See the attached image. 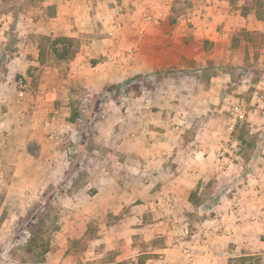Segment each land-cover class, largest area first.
I'll list each match as a JSON object with an SVG mask.
<instances>
[{"label":"rangeland","instance_id":"374dc122","mask_svg":"<svg viewBox=\"0 0 264 264\" xmlns=\"http://www.w3.org/2000/svg\"><path fill=\"white\" fill-rule=\"evenodd\" d=\"M149 1L156 4L147 6ZM201 1L208 0H0V120L3 118L9 123L4 139L13 150L12 163L8 160L0 167V254L5 256L1 264L91 262L54 257L59 251H65L62 255L66 257L71 252L85 250L84 239L75 245L69 243L65 249L58 235L67 220L60 201L79 189L88 193L85 176L76 174L65 187L64 196L54 202L45 201L42 195L49 185L59 180L68 166L69 156L76 153V128L81 122L80 119L74 124L69 122L71 109L84 110L89 96L107 84L138 74L161 72L159 82L147 86L148 80L142 79L137 84L138 91L100 106L89 121V133L85 134L88 140L81 147L80 171L86 173L90 164L88 158L96 146V123L124 105L156 114L163 123L151 124V127L159 132L184 130L181 134L184 141L198 143L196 139H203L215 143L219 130L225 132L232 126L228 140H220L221 144L233 145L232 152L218 145L215 155L222 152L219 157L236 162V156L245 161L242 169L236 168L238 172H234L235 167L231 169L233 175L258 174L253 160L264 157L260 150L264 144L260 137L263 129L260 127L258 132L249 134L247 115L253 109L264 111V32H247L244 28L234 32L229 40L234 64H223L213 49V42L195 33L193 24L177 30L179 21L190 17L194 6ZM226 1L231 11L242 10L245 1L250 4L259 1L264 7V0ZM163 10L168 15L159 25L143 22L144 14L163 13ZM60 36L75 41L76 53L70 60L57 61L49 52L45 37ZM169 45L175 52L186 46L184 54L179 53V65L163 66L171 61ZM138 64H151L152 69L137 71L134 67ZM234 105L244 110L243 120L235 121L230 115ZM33 112L45 116L49 125L52 117L59 115L53 123L55 128L43 132L44 140L57 151V162L52 168L38 160L40 146L34 140L28 141V135H22L20 128L26 121L22 124L21 118ZM258 128L254 126L255 130ZM215 183L214 179L207 183L203 197L198 198L193 192L191 201L205 206L214 204L215 194L220 191L218 186L214 190ZM229 185L228 181L221 189ZM191 215L192 222L205 217L203 213ZM31 234L48 240L50 249L45 256L37 251L28 252L26 241ZM239 258H231L230 264H264L261 255Z\"/></svg>","mask_w":264,"mask_h":264},{"label":"crops","instance_id":"0c3cea01","mask_svg":"<svg viewBox=\"0 0 264 264\" xmlns=\"http://www.w3.org/2000/svg\"><path fill=\"white\" fill-rule=\"evenodd\" d=\"M208 1L196 4L190 17L179 21L177 30L193 24L195 33L213 42L221 63L234 64L229 44L234 32L242 28L264 32V23L253 12L231 11L226 0ZM185 47H177L181 51L176 48L175 52L169 45L171 61L163 66L179 65V53L183 55ZM151 66L138 64L134 68L149 71ZM55 119L59 115H54L49 125L37 112L21 118L22 124L26 121L20 128L22 135L40 146L38 160L50 168L57 162V151L44 140L43 132L55 128ZM160 122L156 114L123 105L96 123V146L85 173V189L90 191L79 189L60 201L67 218L58 230L61 247L66 249L69 243L84 239L85 250L66 257L65 251H59L55 258L88 259L89 264H228L231 258L264 256V157L253 160L257 175L238 177L231 169L238 172L236 168L242 169L244 160L235 156L234 162L215 155L218 145L232 152L233 145L220 142L230 137L231 125L225 132L219 130L215 143L196 139L197 143L184 141V130L159 132L151 127ZM247 122L249 134L263 129L260 137L264 141V111H249ZM8 124L0 120V167L13 161V150L4 139ZM260 148L264 153V144ZM211 179L216 180L214 190L220 188L215 203L192 202L191 194L203 197ZM228 181L230 187L221 189ZM195 213L205 217L192 222ZM208 213L213 216L207 217ZM4 258L0 254V261Z\"/></svg>","mask_w":264,"mask_h":264},{"label":"trees","instance_id":"16d2710c","mask_svg":"<svg viewBox=\"0 0 264 264\" xmlns=\"http://www.w3.org/2000/svg\"><path fill=\"white\" fill-rule=\"evenodd\" d=\"M251 12H253L256 17L264 23V7L261 2L255 1L250 4L249 2L245 1L242 5V14L246 15ZM45 40L49 43L48 49L51 56L57 61L70 60L76 53L75 41L73 38L66 36L55 38L45 37ZM43 55L44 49L39 51V58L42 59ZM159 73L161 72H153L145 75L138 74L116 84H107L98 93L89 96L88 103L84 110L71 109L68 119L69 122L74 124L76 123L77 119H80L81 122V125L76 128V153L75 155L69 156L68 166L59 180L55 184L49 185L44 191L42 196L43 198H45V201L47 200L50 202H54L58 198H62L64 196L65 187L69 182L74 180L76 174L81 173L82 175L86 176L83 171H80L79 161L81 160L82 155L81 147L88 140V138L85 137V134L89 133V121L99 112L100 106L108 102L109 100H113L119 96L127 95L131 91H138L139 86H137V84H139V81L142 79L148 80L146 83L147 86L152 82H159ZM132 83L134 84L133 86L131 85ZM40 209L43 208L41 207ZM28 228L30 229V225L28 226ZM28 232H30V230H28ZM26 247L28 248V252L34 253L37 251L41 256H45L50 249L48 240H40L38 237L34 236V234H31L27 239ZM239 259H246V257H240ZM230 262L231 259L228 261V264H230Z\"/></svg>","mask_w":264,"mask_h":264},{"label":"built area","instance_id":"2783aa9c","mask_svg":"<svg viewBox=\"0 0 264 264\" xmlns=\"http://www.w3.org/2000/svg\"><path fill=\"white\" fill-rule=\"evenodd\" d=\"M164 14V15H163ZM166 16L165 11L163 13H146L143 15V22L145 24H153L159 25L161 21H163L164 17ZM244 110L239 105H234L231 107L230 115L235 121H241L245 117ZM219 156H222V152L219 153Z\"/></svg>","mask_w":264,"mask_h":264}]
</instances>
